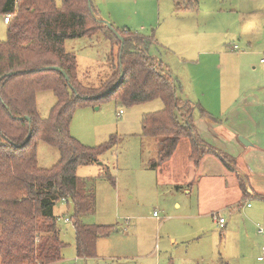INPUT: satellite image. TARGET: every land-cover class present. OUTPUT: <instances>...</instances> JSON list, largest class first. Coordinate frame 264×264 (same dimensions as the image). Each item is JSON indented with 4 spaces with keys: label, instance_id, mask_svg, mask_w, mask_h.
I'll use <instances>...</instances> for the list:
<instances>
[{
    "label": "rangeland",
    "instance_id": "rangeland-1",
    "mask_svg": "<svg viewBox=\"0 0 264 264\" xmlns=\"http://www.w3.org/2000/svg\"><path fill=\"white\" fill-rule=\"evenodd\" d=\"M53 1L61 7L62 0ZM184 2L90 0V5L99 21L120 31L153 37L149 53L175 80L177 98L193 108V127L212 123L200 116V110L214 118L228 116V123L223 122L227 126L243 113L254 90L264 94V65L258 62L264 59V0H200L196 10H178L177 5ZM4 18H0V42L6 40ZM202 40L218 43L217 54L209 56V62L199 53ZM64 49L75 56L77 78L86 87H100L117 64L118 47L101 34L67 40ZM35 103L39 117L46 119L56 98L50 91H41L35 95ZM233 104L236 108L230 112ZM261 108L259 103L252 110L262 117ZM162 110L160 100L126 106L114 99L75 109L69 130L79 144L97 148L112 139L116 142L96 164L76 169V176L86 181L95 197L94 214L83 217L82 222L114 230L96 243L97 258H77L72 203L59 202L53 213L65 248L62 260L55 264H219L220 258L227 264H264L257 260L264 245L258 233L264 231V200L251 198L239 209L219 211L225 221L220 229L209 212L237 198V187L228 185L224 191L220 185L198 184L186 193L164 177L158 183L156 170L149 168L155 160L153 154L148 156L154 140L140 135L143 117ZM181 153L183 148L179 162ZM214 156L222 160L221 153ZM59 158L56 148L37 143L39 168L48 170ZM188 171L179 172L185 178L182 181L190 178ZM263 174H258V181Z\"/></svg>",
    "mask_w": 264,
    "mask_h": 264
},
{
    "label": "trees",
    "instance_id": "trees-1",
    "mask_svg": "<svg viewBox=\"0 0 264 264\" xmlns=\"http://www.w3.org/2000/svg\"><path fill=\"white\" fill-rule=\"evenodd\" d=\"M199 1L185 0L177 8L196 10ZM5 15L15 17L5 25L6 40L0 42V264L62 260L65 244L53 213L61 201L72 203L76 257L93 259L97 240L107 238L114 228L82 222L94 214L95 197L76 169L96 164L116 142L97 148L79 144L69 130L75 109L111 99L126 106L160 100L163 110L142 119L140 136L160 139L161 145L150 169L167 162L181 139L191 143L194 168L210 152L195 133L193 108L177 98L175 80L149 53L153 37L105 25L90 0H62L60 8L53 0H0V18ZM95 34L117 46L118 53L109 78L91 88L78 80L76 58L65 51L64 43ZM41 91L56 98L46 119L39 117L35 103ZM200 114L212 120L204 110ZM38 142L59 151L58 162L48 170L37 165ZM239 188L246 197L243 179ZM219 264L227 263L220 259Z\"/></svg>",
    "mask_w": 264,
    "mask_h": 264
},
{
    "label": "crops",
    "instance_id": "crops-1",
    "mask_svg": "<svg viewBox=\"0 0 264 264\" xmlns=\"http://www.w3.org/2000/svg\"><path fill=\"white\" fill-rule=\"evenodd\" d=\"M217 47L218 43L216 40H202L198 48L202 49V51L199 52L200 55L205 54V57L209 58V56L217 54ZM234 48L236 49L237 47ZM209 61L210 58L208 59V62ZM260 61L261 60L258 61L259 64L264 65L261 64ZM199 65L200 63L197 62L196 67L199 68ZM215 67L219 68L217 65ZM259 92V89L252 92L253 98L248 102L249 104L247 103L243 106V113L237 115V117L233 119L232 124L229 123L227 126H224L223 122L229 120L227 119L228 116L227 118H223V114H221L220 117L214 118V116L204 110L212 117V123L200 124L198 128L194 126V130L196 135L203 142L205 149L211 153L206 154L202 158L198 168H194L193 163L190 160L191 143L188 139H181L172 157L167 162L158 165L155 169H151L156 170L158 183H161V179L164 177L170 185H176L175 187L178 188V190L182 189L186 191V193L189 192L187 190L188 188H191L193 185L198 186V184H201L202 186H207L210 183L212 185H220L224 191H226L228 185H230L231 188L237 187V191L239 192L238 197L234 198L231 202L224 203L222 206L214 207L213 210L209 212L210 216L212 215L213 218L215 215H218L219 217V211H225V209H239L243 206L246 200L251 198L263 201L264 174L259 175V181L258 174L264 173V94H259ZM259 103H261L262 107L260 110V112L263 113L262 117H260L259 114H255L252 110V107L257 108ZM235 108L236 104H233L228 110L231 112L234 111ZM241 116H243V120L241 119ZM238 137L244 138L250 143V146H244L241 144ZM153 140V147H150L148 156L153 154L156 159L161 149V145L160 139ZM181 148H183V154L181 153L183 159L179 162V151ZM218 153H221L222 156L220 158H222V160L214 156V154ZM241 157L242 162L238 163L237 161H239ZM184 160L187 162L185 165ZM226 165H228L229 168ZM177 167L179 169H176ZM186 169L189 170L190 178L186 181H182V179L185 178L178 174L180 172L183 175ZM239 179H243L245 183L246 197H243V192L239 188ZM174 206L177 208L180 207L178 203H175ZM246 207L249 209L251 208L250 204H246ZM214 223L218 225L215 220ZM221 234L222 232H220V235ZM100 239L102 238H99L98 240ZM262 242L264 244L263 238ZM149 254L150 253H147L146 256ZM95 258H97V255ZM257 260L259 262L264 260V245L260 248V255L257 257Z\"/></svg>",
    "mask_w": 264,
    "mask_h": 264
},
{
    "label": "built area",
    "instance_id": "built-area-1",
    "mask_svg": "<svg viewBox=\"0 0 264 264\" xmlns=\"http://www.w3.org/2000/svg\"><path fill=\"white\" fill-rule=\"evenodd\" d=\"M10 19H11V15H5V18L3 19V23L6 25L10 22ZM261 64H264V59H261L260 61ZM264 105V103H263ZM122 112L120 111L118 114L120 115ZM153 217L158 219V216L156 213L153 214ZM214 220L215 222H217V224L219 225V228L222 229L223 226H224V219L222 218H219L218 215H215L214 216ZM65 221L67 222L68 220L65 219ZM259 233L261 234L263 240H264V231L262 229L259 230Z\"/></svg>",
    "mask_w": 264,
    "mask_h": 264
},
{
    "label": "water",
    "instance_id": "water-1",
    "mask_svg": "<svg viewBox=\"0 0 264 264\" xmlns=\"http://www.w3.org/2000/svg\"><path fill=\"white\" fill-rule=\"evenodd\" d=\"M105 25H109V24H106L105 23ZM54 70H58L57 68H53ZM66 79H67V77H66ZM96 109H98V108H96ZM238 140H239V142L241 143V144H243L244 146H250V143L248 142V141H246L244 138H242V137H238Z\"/></svg>",
    "mask_w": 264,
    "mask_h": 264
}]
</instances>
